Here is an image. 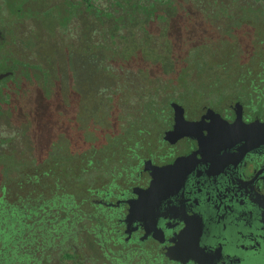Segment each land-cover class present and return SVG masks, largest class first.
<instances>
[{"label":"trees","instance_id":"trees-1","mask_svg":"<svg viewBox=\"0 0 264 264\" xmlns=\"http://www.w3.org/2000/svg\"><path fill=\"white\" fill-rule=\"evenodd\" d=\"M241 1L182 3L173 32L153 16L142 31L119 19L27 123H0V264H166L137 258L94 193L126 183L170 98L233 94L264 116V0Z\"/></svg>","mask_w":264,"mask_h":264},{"label":"flooded vegetation","instance_id":"flooded-vegetation-1","mask_svg":"<svg viewBox=\"0 0 264 264\" xmlns=\"http://www.w3.org/2000/svg\"><path fill=\"white\" fill-rule=\"evenodd\" d=\"M191 1L0 0V115L9 103L4 93L11 97L33 83L44 96L51 83H66L70 60L84 65L85 51L94 52L101 34L114 33L119 19L130 22L125 28L142 31L137 20L153 16L173 32L182 3ZM159 94L168 99L172 93ZM235 101L242 106L234 107ZM166 102L156 117V144L140 148L137 168L121 176L128 179L125 184L95 192L94 201L101 199L97 203L114 213V224L137 258L158 257L166 264H264V131L233 124L237 110L244 122L264 116L233 94L223 100ZM172 102L183 107L185 120L193 121L192 133L173 141L164 138L175 123ZM152 165L162 169L156 205L147 207L141 220L124 221L127 209L116 202L136 197L130 187L149 185Z\"/></svg>","mask_w":264,"mask_h":264},{"label":"water","instance_id":"water-1","mask_svg":"<svg viewBox=\"0 0 264 264\" xmlns=\"http://www.w3.org/2000/svg\"><path fill=\"white\" fill-rule=\"evenodd\" d=\"M172 106L175 110V123L173 128L165 131L164 138L169 139L171 141L177 139L178 137L191 134L193 129V121L185 120L183 117V107L178 104L177 102H172ZM241 107L242 104L239 101L234 102V107L237 108ZM242 123L245 125V128H252L259 131H264V120L254 119L250 122H244L241 119V112L237 110V118L235 119L233 124ZM147 162H145L146 167ZM151 167V179L149 185L146 188L141 186H133L130 187V191L136 193V197L134 198H126V199H119L116 203L118 204L119 201L125 205L127 212L125 213L123 219L124 221L130 222L135 219H142L143 213L145 212L146 208H152L156 205V201L158 197L161 182L159 173L162 170L158 166L152 165ZM97 202H100L101 199H96ZM106 202V201H105ZM111 204V202H108ZM151 205V206H150ZM150 206V207H149ZM151 210V209H150ZM144 218V217H143ZM149 228H154V226H144L145 230ZM131 228L126 227L125 232L130 233ZM156 236V234H154ZM128 238V236L126 237Z\"/></svg>","mask_w":264,"mask_h":264},{"label":"rangeland","instance_id":"rangeland-1","mask_svg":"<svg viewBox=\"0 0 264 264\" xmlns=\"http://www.w3.org/2000/svg\"><path fill=\"white\" fill-rule=\"evenodd\" d=\"M57 53L59 52H56V54ZM2 82H5V80ZM7 95V93H4L3 96V99L9 101V103L2 105L4 110L0 115L1 126H3V124L6 125L7 121L12 126L22 125V122L25 121V116H27L29 112L34 113L37 106L41 107L40 99L42 96L37 92L33 83L26 84L24 90L13 92L11 97ZM25 123H27V121H25Z\"/></svg>","mask_w":264,"mask_h":264}]
</instances>
